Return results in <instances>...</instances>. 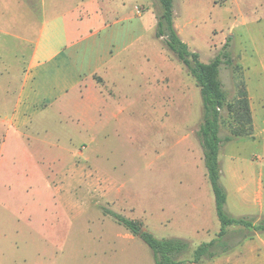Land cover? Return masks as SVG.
Segmentation results:
<instances>
[{"label": "rangeland", "instance_id": "374dc122", "mask_svg": "<svg viewBox=\"0 0 264 264\" xmlns=\"http://www.w3.org/2000/svg\"><path fill=\"white\" fill-rule=\"evenodd\" d=\"M142 1L130 0L129 9L137 4L142 13L147 6ZM79 2L0 0V227L6 226L8 240L20 246L12 248V256L26 259L21 264H155L150 247L105 215L102 208H107L142 221L158 238L187 239L184 264H193L195 248L215 238L221 223L196 135L203 120L200 88L165 49L162 37L156 36V60L147 62L141 53L121 56L108 85L95 76L103 94L91 102H81L78 89L69 87L65 97L62 91L45 98L33 92L17 100L43 23L59 15L40 40L45 50L59 51L69 43L63 13ZM153 6L161 12L158 0ZM174 22L189 48L207 63L232 39L234 63L223 64L220 71L230 105L223 112L221 135L234 136L220 149L221 182L230 195L226 210L234 217L261 204L264 210V175L260 199L257 192L259 173H264V136L250 138L253 117L250 122L237 105L239 93L249 88L258 98L252 99L256 123L264 128V0H174ZM69 57L71 62L64 61L65 54L57 58L64 61L63 71L52 72L50 83L58 77L71 84L76 80L73 65L80 60ZM152 66L170 75L148 81L144 72ZM48 86L43 80V89ZM230 164L248 185V208L241 211ZM204 193L212 204L199 207L197 196ZM254 217V223L261 220ZM227 230L234 246L201 264H264V245L255 256L236 257L247 253L246 246L239 248L243 234L264 238V231L239 225Z\"/></svg>", "mask_w": 264, "mask_h": 264}, {"label": "crops", "instance_id": "0c3cea01", "mask_svg": "<svg viewBox=\"0 0 264 264\" xmlns=\"http://www.w3.org/2000/svg\"><path fill=\"white\" fill-rule=\"evenodd\" d=\"M129 1L130 0H80L78 4L71 6L66 14L63 13V35L64 39L69 41V43L65 46H61V49L57 52L45 50L40 43L44 35L48 36L50 23L55 19L54 17L59 15L47 19L40 28V39L34 46L31 57L25 64L26 68L24 69L25 72L23 74L17 100L23 101L24 98L31 93L33 94V92H36V96L45 98V96L49 95L51 92L55 94V92L62 91L60 95L65 97L69 94V87L71 90L78 89V97L81 102H91L97 97L98 93L103 94L101 91L103 83L99 82L95 76L101 77L104 81V85H108L110 81L108 77H111L114 71H116V68L120 67L118 65H121V60H119L121 56L133 57L135 54L141 53L146 58L147 62L151 59L156 60L159 54H157L158 48H155V46L156 44H160V40L155 35L157 16L156 12L151 8H154V0L142 1L147 5L143 6L142 13H138L137 4L133 9H129ZM174 25L181 37L175 22ZM153 30H155L154 35H150ZM165 49L162 50L163 53L166 54L168 49L167 51ZM64 54L67 58L69 55H73L75 58L78 57L79 59L73 58L75 63L80 60L78 67L76 64L73 65L76 80L71 84L69 79L58 77V79L50 83L48 80L49 75L52 72H62L64 61L71 62L69 57L68 59L65 58L66 60L62 63H59L61 60H57V58ZM86 57H88V59ZM165 59L166 57H164V62ZM161 67L162 66H158L157 68L156 66L148 67L144 72L145 79L148 81L153 79L159 82V77L163 75L169 76L170 74ZM43 80L49 83L50 86L47 87L49 89H43ZM248 93L251 101L254 124V132L250 138L257 139L258 137L264 136V128H260L256 123V113L252 99L257 97L255 94H251L249 88ZM219 162L221 174H223L224 168L221 164L220 152ZM228 167L232 170L233 178L236 180V185L239 187L238 190L241 193L236 201V209L241 211L248 208V201L244 193L248 185L247 182H241L244 178L242 173L238 171L237 166L230 164ZM263 175L264 173L260 172L257 180L258 199L261 197V190L263 188ZM225 188L227 190L226 206L228 208L230 195L227 186H225ZM197 200H199V207L201 204V207H203L206 201L209 203L208 206L212 204V199L207 193L201 194V196L199 194ZM239 213L240 214H237L239 216L252 215L259 219L264 217L262 204L259 209L253 212ZM202 225L205 224L197 226L203 227ZM5 227H0V264H21L25 262L26 259H16V257L12 256V248L17 250L20 246L17 242L12 243V240H8ZM260 245H264V238L261 237L260 234L256 235L255 238H246L239 248L246 246L247 253L243 256H236L238 257L237 259L242 260L247 255L255 256L261 250ZM201 263L202 261L198 264Z\"/></svg>", "mask_w": 264, "mask_h": 264}, {"label": "trees", "instance_id": "16d2710c", "mask_svg": "<svg viewBox=\"0 0 264 264\" xmlns=\"http://www.w3.org/2000/svg\"><path fill=\"white\" fill-rule=\"evenodd\" d=\"M158 1L161 12L156 13V36L163 38L166 48L194 77L200 88L203 102V120L196 135L203 150L204 164L215 196L216 214L221 223V229L215 238L201 243L193 251L192 263L198 264L203 259H212L226 253L234 246L229 241L227 230L229 226L239 225L256 232L264 231V217L258 223H254L255 217L252 215L234 217L226 210L227 190L221 182L219 152L224 144L234 140V136L221 135L223 112L230 105L228 104L227 91L223 88L220 79V71L223 64L233 65L234 63L230 50L232 39L231 37L226 39L222 48L210 62L200 60L199 54L192 51L188 44L182 40L174 25V0ZM237 105L244 109L246 117L251 122L250 99L246 88L239 93ZM237 118L239 119L240 115ZM239 134L241 133H237V135ZM102 209L105 215L113 217L116 222L124 225L132 235L139 237L150 247L155 264H184L187 261L185 255L190 250V242L187 239L179 237L158 238L145 228L142 221L127 217L112 209ZM251 236L252 234H243L240 241Z\"/></svg>", "mask_w": 264, "mask_h": 264}]
</instances>
